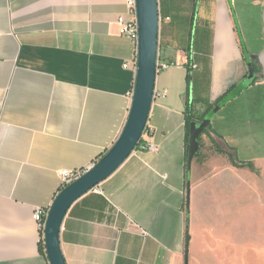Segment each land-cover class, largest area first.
Here are the masks:
<instances>
[{"label":"crops","instance_id":"1","mask_svg":"<svg viewBox=\"0 0 264 264\" xmlns=\"http://www.w3.org/2000/svg\"><path fill=\"white\" fill-rule=\"evenodd\" d=\"M247 8L264 44V0H159L158 59L169 68L148 121L157 151L136 150L102 192L72 205L67 264H264L258 167L234 165L212 128L187 161L189 107L235 104L242 115L244 95L264 92L248 62L258 53ZM125 13L126 0H0V264H49L35 210L52 207L62 170L94 166L126 126L136 46L121 34Z\"/></svg>","mask_w":264,"mask_h":264},{"label":"water","instance_id":"2","mask_svg":"<svg viewBox=\"0 0 264 264\" xmlns=\"http://www.w3.org/2000/svg\"><path fill=\"white\" fill-rule=\"evenodd\" d=\"M139 19L138 71L134 95L126 126L115 145L103 158L91 167L82 177L62 189L56 197L46 221L45 246L49 264H67L61 248V229L72 205L80 198L100 186L137 150L142 136L148 127L157 81L159 54V32L161 16L159 0H137ZM264 33V11H263ZM258 62L262 68L264 81V49L252 55L248 62ZM211 125L210 119L192 125L190 131L188 170L200 149V137ZM190 190V189H189ZM190 202V191L188 192Z\"/></svg>","mask_w":264,"mask_h":264},{"label":"rangeland","instance_id":"3","mask_svg":"<svg viewBox=\"0 0 264 264\" xmlns=\"http://www.w3.org/2000/svg\"><path fill=\"white\" fill-rule=\"evenodd\" d=\"M250 13V24L247 32L248 46L255 52L260 53L264 49L263 42H256L257 24L252 20L254 15L252 8H247ZM241 11V10H240ZM247 13V12H244ZM263 16V14H262ZM263 20V19H262ZM263 22V21H262ZM246 30V29H245ZM247 31V30H246ZM195 34V33H194ZM264 36V33H263ZM263 47V48H262ZM240 102V101H238ZM245 104L242 115L235 110V104H231L223 112H218L215 108L207 109L205 119H210L213 132L218 137L226 140L227 147L235 155L239 163L253 164V169L258 167L259 177L254 184L260 189L264 188V92L254 96L252 91L246 93L241 100ZM234 107V108H233ZM206 134V133H205ZM221 135V136H220ZM224 140V141H225ZM216 149H219L218 141L213 142ZM262 161V162H261ZM256 166V167H255ZM247 167V166H246ZM261 197V196H260ZM260 199V198H259ZM251 203L250 213H259L253 204L258 201L256 192L249 195ZM259 258H251L252 262H257Z\"/></svg>","mask_w":264,"mask_h":264},{"label":"built area","instance_id":"4","mask_svg":"<svg viewBox=\"0 0 264 264\" xmlns=\"http://www.w3.org/2000/svg\"><path fill=\"white\" fill-rule=\"evenodd\" d=\"M118 23L121 26V34L129 38L136 46V55L133 60L125 64V68L133 69L135 71V74L137 75L138 45H139V19H138L137 0H126V13L118 17ZM168 68H169V64L161 63L158 59V63H157L158 73ZM193 68H197V67L193 66ZM135 80H136V77H135ZM134 88H135V85H134ZM133 95H134V90L131 94L132 98H133ZM151 134H152V131L147 127L138 145L137 150L141 152L157 151V146L153 142H151L149 139ZM91 167L86 168V169H77V170H62L59 174L61 184H62V189H64L65 187L69 186L70 184L78 180L80 177H82L88 170L91 169ZM92 191L102 192V190L100 189V186L94 188ZM50 209L51 208L49 209L37 208L33 215V219L38 224L39 230L41 232V247L45 255H47L46 246H45V228H46V221H47V217L49 215Z\"/></svg>","mask_w":264,"mask_h":264},{"label":"trees","instance_id":"5","mask_svg":"<svg viewBox=\"0 0 264 264\" xmlns=\"http://www.w3.org/2000/svg\"><path fill=\"white\" fill-rule=\"evenodd\" d=\"M254 68H255L256 74L262 76V68H261V66L259 65L258 62H254ZM186 119H187L186 126H187V147H188V150H187V161H188L191 127H192V125H194L196 123L202 122L205 119V113L199 114V112H195L194 111L193 107H189L188 110H187ZM211 127H212V125H210L205 130V132L203 134L209 132ZM201 137H200V141H201ZM230 153H232L231 159H232L234 165H237L239 167H246L247 166V167L253 168V164L251 162H249V163H239V162L236 161L235 155L233 154V152L230 151Z\"/></svg>","mask_w":264,"mask_h":264}]
</instances>
